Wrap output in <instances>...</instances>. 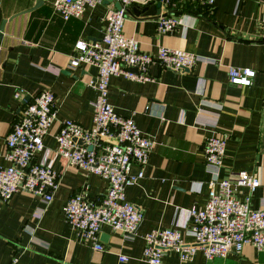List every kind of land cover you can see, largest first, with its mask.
Returning <instances> with one entry per match:
<instances>
[{"label":"crops","instance_id":"0c3cea01","mask_svg":"<svg viewBox=\"0 0 264 264\" xmlns=\"http://www.w3.org/2000/svg\"><path fill=\"white\" fill-rule=\"evenodd\" d=\"M167 1V3H166ZM1 0L0 26V143L19 119L25 104L44 90L55 97L56 120L43 140L52 152L47 160L58 175L59 186L46 205L40 198L20 191L7 202L0 200V264H148L143 260L144 236L156 229L178 228L185 241L187 211L199 210L208 199V183L230 179L239 172L254 174L260 186L251 196V207L264 201V0H138L130 7L160 3V14L173 16L181 24L168 34L158 35L151 16L125 15L123 32L138 40L144 53L155 56L159 47L198 55L202 61L192 70L176 73L149 67L152 82L138 83L112 77L108 101L115 112L130 117L137 128L155 141L144 177L125 190V200L137 206L143 220L136 234L126 238L102 226L99 240L103 251L81 243L66 223L65 202L86 187L89 200L100 198L108 183L85 175L55 156L54 139L62 120L84 128L92 125L95 92L91 84L97 71L91 66L69 68L76 41L96 42L104 34L106 16L116 1L101 0L86 9L81 18L64 21L51 3L43 0ZM159 17V16H158ZM229 67L255 72L252 85L228 82ZM20 92L18 98L14 97ZM227 132L220 168L207 165L204 142L213 130ZM44 152L35 161H41ZM8 162L0 156V168ZM139 168L134 164L131 173ZM244 198L248 190H239ZM119 256L127 261L120 262ZM162 264H264V252L251 245L241 254L206 261L197 252L180 263L173 251H165Z\"/></svg>","mask_w":264,"mask_h":264},{"label":"built area","instance_id":"2783aa9c","mask_svg":"<svg viewBox=\"0 0 264 264\" xmlns=\"http://www.w3.org/2000/svg\"><path fill=\"white\" fill-rule=\"evenodd\" d=\"M121 9H113L106 16L102 38L96 42L78 40L70 55L69 68L81 65L96 68L97 75L91 84L95 92L92 125L84 128L71 120L59 122L54 136L56 157L67 162L85 175H95L108 186L103 195L91 201L86 187L72 195L62 208L66 223L81 243H90L96 251H103L99 240L102 226H108L126 238L133 237L140 227L141 210L125 200V190L138 184L155 141L143 134L130 117L118 115L108 101V88L112 77L122 76L138 83L154 81L148 70L152 65L176 73L192 70L202 59L186 51L159 47L155 56L144 53L138 40L123 32L125 10L138 0H114ZM212 4L214 0H207ZM1 3V0H0ZM101 0H54L53 10L64 21L81 18L86 9H94ZM167 3V1H166ZM181 20L159 15L156 21L158 35L171 33ZM264 40V16L262 18ZM228 82L235 86L252 85L255 72L249 68L229 67ZM20 92L14 94L18 98ZM53 93L44 90L25 104L19 119L0 143V156L8 166L0 168V200L7 202L20 191L32 194L48 205L59 186L57 172L47 165L50 149L43 140L56 120V103ZM228 139L227 132L213 130L203 146L205 163L220 168ZM91 147V150H88ZM44 152L41 161L34 157ZM136 164L139 171L131 173ZM260 186L254 174L239 172L234 178L214 177L208 183V199L203 208L187 211L191 225L188 233L193 243L185 241V233L178 228L156 229L145 234L143 260L148 264H162L165 251L177 254L185 263L201 252L206 261L223 259L229 254H241L251 245L264 252V201L257 209L251 207V196ZM247 189L240 199L239 190ZM17 257L10 264L17 263ZM120 262L127 261L119 256Z\"/></svg>","mask_w":264,"mask_h":264},{"label":"water","instance_id":"95a60500","mask_svg":"<svg viewBox=\"0 0 264 264\" xmlns=\"http://www.w3.org/2000/svg\"><path fill=\"white\" fill-rule=\"evenodd\" d=\"M109 1H113V0H109ZM42 3H43V0H38V2H37L35 7H38V6L42 5ZM160 8H161V4L160 3H156V4L148 3V4H146L143 7H130V8H127L125 10V12L129 16L143 15V16H151V17L157 19L159 14H160ZM115 9L116 10H120L121 9L120 4L118 2H115ZM4 23L5 22H2V24L0 26V39H1V35H2L1 33H2V30H3ZM186 72H188V71H186ZM91 149H92L91 147H88V150H91Z\"/></svg>","mask_w":264,"mask_h":264},{"label":"trees","instance_id":"16d2710c","mask_svg":"<svg viewBox=\"0 0 264 264\" xmlns=\"http://www.w3.org/2000/svg\"><path fill=\"white\" fill-rule=\"evenodd\" d=\"M51 7H52V10H53V2L51 3Z\"/></svg>","mask_w":264,"mask_h":264}]
</instances>
